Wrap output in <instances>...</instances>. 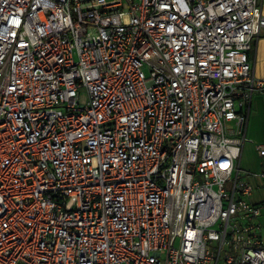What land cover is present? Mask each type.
<instances>
[{
  "label": "built area",
  "instance_id": "2783aa9c",
  "mask_svg": "<svg viewBox=\"0 0 264 264\" xmlns=\"http://www.w3.org/2000/svg\"><path fill=\"white\" fill-rule=\"evenodd\" d=\"M263 31L259 0H0V264H264Z\"/></svg>",
  "mask_w": 264,
  "mask_h": 264
},
{
  "label": "crops",
  "instance_id": "0c3cea01",
  "mask_svg": "<svg viewBox=\"0 0 264 264\" xmlns=\"http://www.w3.org/2000/svg\"><path fill=\"white\" fill-rule=\"evenodd\" d=\"M259 2L262 4L264 13V0H259ZM251 61L255 77L259 79H264V31L261 33L259 38L253 43ZM247 133H250L251 135V140L248 141V143L253 145V151L255 152L256 157L259 159V163L257 164L256 169L258 170L264 165V159L259 158L256 151L257 145L264 144V142H258V137L261 134L263 135L264 133V94H257L253 97L248 120Z\"/></svg>",
  "mask_w": 264,
  "mask_h": 264
},
{
  "label": "rangeland",
  "instance_id": "374dc122",
  "mask_svg": "<svg viewBox=\"0 0 264 264\" xmlns=\"http://www.w3.org/2000/svg\"><path fill=\"white\" fill-rule=\"evenodd\" d=\"M251 128V125H250ZM247 143L244 147V151H243V157H242V161H241V166L243 169L246 170H256L257 169V164L259 163V159L256 157L255 152L253 151V145L249 144L248 141L251 140V135L250 133H247ZM258 142H264V133L263 135L261 134L258 137ZM254 191L252 193L251 196V201L256 203V204H263L264 205V186L263 183L259 182V181H254ZM261 222L262 225L264 226V207L261 210Z\"/></svg>",
  "mask_w": 264,
  "mask_h": 264
}]
</instances>
